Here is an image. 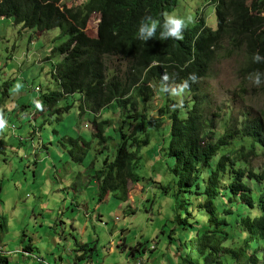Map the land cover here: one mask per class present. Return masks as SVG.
I'll return each instance as SVG.
<instances>
[{
    "label": "trees",
    "instance_id": "obj_1",
    "mask_svg": "<svg viewBox=\"0 0 264 264\" xmlns=\"http://www.w3.org/2000/svg\"><path fill=\"white\" fill-rule=\"evenodd\" d=\"M61 1L0 0V18L39 34L60 28L69 36L56 49L62 57L54 69L60 90L44 96L43 105L54 110L64 96L81 94L82 107L93 115L114 109L117 127L106 116L94 123L96 136L105 137L101 146L120 141L114 159L95 173L101 202L121 191V203H127L128 184L141 183V151L151 144L153 131H163L160 157L172 160L165 171L172 180L162 187L173 192L169 230L171 236L181 233L169 236V244L180 246L177 264H264V83H252L263 101L253 117L243 112L234 117L228 106L207 112L209 95L199 85L211 79L217 58L240 51L246 56L243 78L250 82V73H264V62L252 61L254 52L264 56V0H202L182 38L166 41L159 39L161 14H177L179 0H89L76 8L62 7ZM206 9L216 17L215 28ZM94 16L99 18L95 39L86 34ZM143 16L158 21L147 42L134 35ZM110 57L127 62L124 72L108 70ZM169 85L177 89L170 91ZM111 129L120 139L107 135ZM6 139L13 151L14 138ZM71 142L80 150L89 146L84 139ZM133 194L139 198L141 191ZM88 247H79L75 254L85 255L74 259L86 260Z\"/></svg>",
    "mask_w": 264,
    "mask_h": 264
},
{
    "label": "rangeland",
    "instance_id": "obj_2",
    "mask_svg": "<svg viewBox=\"0 0 264 264\" xmlns=\"http://www.w3.org/2000/svg\"><path fill=\"white\" fill-rule=\"evenodd\" d=\"M89 0H62V7H79ZM202 0H179L175 12L190 17ZM207 12V9H206ZM208 24L216 27V17L207 12ZM99 18L88 25L89 38L97 36ZM69 36L60 28L44 33L23 29L10 19H0V258L4 264H177L180 246L172 240L169 222L173 216L172 191L162 188L171 177L165 172L171 159L160 157L161 132L153 131L152 142L145 146L137 170L140 185L131 186L130 201L121 203L123 192H112L103 202L99 195L95 173L106 159L113 160L120 134L108 130L107 149L99 147L95 131L84 123L97 115L80 119L79 104L69 114L42 112L44 96L59 91L54 69L62 63L56 51ZM244 52L228 58H217L211 67V79L199 85L209 95L206 111L213 114L228 106L234 117L242 112L253 117L263 108L262 97L252 82L242 77L246 66ZM106 67L116 74L124 72L127 62L110 57ZM246 81V82H245ZM245 82L246 90L241 88ZM170 91L177 89L169 85ZM40 90V92L37 91ZM79 95L64 99L58 107L70 106ZM191 95L188 97L190 98ZM115 123L114 111L105 110ZM7 136L14 140L8 147ZM84 139L89 146L76 149L71 140ZM6 140V141H5ZM162 143V139H161ZM153 164V165H150ZM156 171L150 172V169ZM155 180L151 185L149 179ZM143 181V182H142ZM176 181V180H175ZM145 189L139 198L134 191ZM164 190H162V189ZM117 196V197H116ZM124 232L128 247L114 251ZM181 233L172 238H177ZM176 240V239H175ZM88 244L86 260L78 261L84 252L79 247ZM141 246L138 257L126 262L130 249ZM30 248L33 254L24 251ZM146 251V252H145ZM149 261L147 264H152ZM1 264V263H0Z\"/></svg>",
    "mask_w": 264,
    "mask_h": 264
},
{
    "label": "clouds",
    "instance_id": "obj_3",
    "mask_svg": "<svg viewBox=\"0 0 264 264\" xmlns=\"http://www.w3.org/2000/svg\"><path fill=\"white\" fill-rule=\"evenodd\" d=\"M162 21L159 22V39L160 41H166L168 39H175V40H179L182 38V31L183 29L186 27L187 22L190 21V17H181L178 16L175 13H169V12H165L162 13ZM1 20H5L4 18H0ZM157 27H158V21L156 19H153L151 16H143L140 18V20L138 21L137 27H136V32H135V37L141 41H145L147 42L148 40L152 39L154 34L157 31ZM252 61L253 63H260V62H264V56H261L258 52H254L252 54ZM249 78L251 79V82L254 85H260L261 83H264V73H261L259 71H256L254 73H250L249 74ZM166 79V77H165ZM163 90H167L166 88ZM38 92H40L39 89H37ZM55 92V91H54ZM52 93V92H51ZM79 95V99L77 101H74L72 105L70 106H64V107H58L59 103L62 102L64 99H71L72 97ZM84 98L83 95L81 94H75V95H68V96H64L61 101L57 104L56 108H54V110H50L48 107H46L45 105H43V110L42 112H55L57 113L58 110L61 111V113L59 114H70L72 108L75 107L76 104H79L78 107V111H77V116L80 119H83L86 116H94L93 114H91L89 112V110H85L82 107V99ZM105 110H110L111 112L114 111L113 108H106ZM103 111V112H104ZM99 114L97 115L95 118H93L92 120L85 122L84 125L86 128H92L95 131V138L99 139V147L101 149H103V151H105L107 149L106 144L108 142L105 143L104 146L100 145V141L102 142V139H105L104 136L101 135V138L99 136V138L96 136L98 133V129L99 127L94 124L95 122H99V120L101 121L103 118V116H107L105 113ZM117 120V118H116ZM119 120L115 123V121H112V124H118ZM161 133L163 131H160ZM78 139H82V138H78ZM111 141V140H110ZM104 143V142H102ZM116 149H117V144H116ZM116 152V151H115ZM131 185V184H130ZM145 189L141 188V193L144 191ZM108 198V197H107ZM106 198V199H107ZM130 196L128 198V201H130ZM104 202V201H103Z\"/></svg>",
    "mask_w": 264,
    "mask_h": 264
},
{
    "label": "crops",
    "instance_id": "obj_4",
    "mask_svg": "<svg viewBox=\"0 0 264 264\" xmlns=\"http://www.w3.org/2000/svg\"><path fill=\"white\" fill-rule=\"evenodd\" d=\"M131 186L132 185L128 184V190L132 189ZM121 235H122L121 236V240L119 241V244H117V246H115L114 251L116 249V250H120L121 252H123L124 250L128 249V247H127V245H126V243L124 241V240H126L124 232H122ZM138 246L139 245H136L135 249H130V254L128 255V258L126 259L127 263L130 262L131 259H133L134 261H136L138 259V257L134 258L135 254H140L141 253V249H140L141 247L139 248ZM151 257H149V259L146 262V264L149 263V261L151 260ZM150 262L153 264V260L150 261Z\"/></svg>",
    "mask_w": 264,
    "mask_h": 264
},
{
    "label": "built area",
    "instance_id": "obj_5",
    "mask_svg": "<svg viewBox=\"0 0 264 264\" xmlns=\"http://www.w3.org/2000/svg\"><path fill=\"white\" fill-rule=\"evenodd\" d=\"M135 264H143V262L141 260H138L135 262Z\"/></svg>",
    "mask_w": 264,
    "mask_h": 264
}]
</instances>
